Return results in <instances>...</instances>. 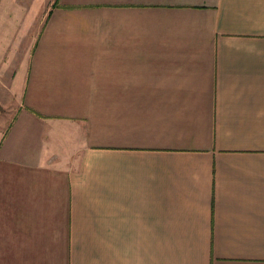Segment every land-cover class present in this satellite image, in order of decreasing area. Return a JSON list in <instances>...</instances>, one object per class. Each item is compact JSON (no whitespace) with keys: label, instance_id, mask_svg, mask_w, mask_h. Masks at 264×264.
<instances>
[{"label":"crops","instance_id":"0c3cea01","mask_svg":"<svg viewBox=\"0 0 264 264\" xmlns=\"http://www.w3.org/2000/svg\"><path fill=\"white\" fill-rule=\"evenodd\" d=\"M38 2L0 7V264H264V0Z\"/></svg>","mask_w":264,"mask_h":264},{"label":"rangeland","instance_id":"374dc122","mask_svg":"<svg viewBox=\"0 0 264 264\" xmlns=\"http://www.w3.org/2000/svg\"><path fill=\"white\" fill-rule=\"evenodd\" d=\"M39 1V8L42 7L43 9H46L47 2H49V0ZM33 3L39 4L38 0H0V7L2 10H13L15 8L23 13H26L29 9H33ZM22 50H24V44L20 48L19 52ZM15 57L13 58L14 62L18 60ZM19 105L20 100L15 99L9 89V73H7V71L2 72L0 60V140L13 121Z\"/></svg>","mask_w":264,"mask_h":264}]
</instances>
